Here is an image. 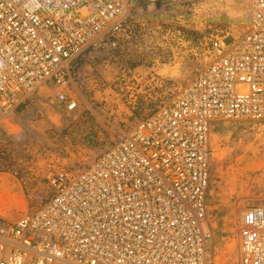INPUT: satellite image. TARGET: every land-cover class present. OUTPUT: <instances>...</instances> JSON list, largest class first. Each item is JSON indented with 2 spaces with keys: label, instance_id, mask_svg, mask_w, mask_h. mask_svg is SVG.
Returning a JSON list of instances; mask_svg holds the SVG:
<instances>
[{
  "label": "built area",
  "instance_id": "1",
  "mask_svg": "<svg viewBox=\"0 0 264 264\" xmlns=\"http://www.w3.org/2000/svg\"><path fill=\"white\" fill-rule=\"evenodd\" d=\"M145 12L136 0H0V170L41 100L69 115L86 100L78 85L105 71L147 87L154 104L88 160L49 172L44 200L0 217V264H213L210 130L264 123V0H251L241 33L216 28L199 42L187 78L159 72L176 56L159 42L184 40ZM237 241L235 264H264V207L243 211Z\"/></svg>",
  "mask_w": 264,
  "mask_h": 264
},
{
  "label": "rangeland",
  "instance_id": "2",
  "mask_svg": "<svg viewBox=\"0 0 264 264\" xmlns=\"http://www.w3.org/2000/svg\"><path fill=\"white\" fill-rule=\"evenodd\" d=\"M163 4L161 10L154 8L152 13L144 14L171 32L179 31L184 42L177 48L170 36L159 42L162 54L172 57L173 50L176 52L174 61L162 66L159 72L173 78H187L194 66L184 67L182 62L192 63V53L199 51L196 46L201 49L199 42L207 40L213 29L234 34L244 31L251 0H163ZM134 57L143 69L145 56ZM113 73H101L98 85H78L86 100L69 115L63 113L53 98L47 103L40 101L41 116L32 122L34 130L21 131L22 140L11 143L6 165L0 170L1 218L14 221L44 200L49 193V172L88 160L113 142L133 117L147 113L154 106L145 98L147 87L135 86L128 76L121 77L116 84ZM151 90L154 95L156 87ZM26 115H20L23 122ZM210 145L206 202L213 231L211 258L213 264H235L242 211L252 205L264 207V123L249 119L214 121Z\"/></svg>",
  "mask_w": 264,
  "mask_h": 264
},
{
  "label": "crops",
  "instance_id": "3",
  "mask_svg": "<svg viewBox=\"0 0 264 264\" xmlns=\"http://www.w3.org/2000/svg\"><path fill=\"white\" fill-rule=\"evenodd\" d=\"M138 3L139 4H142L143 7L146 8V10H147L148 13H152L154 8H157V10L159 11L164 6L163 0H152V2H147V1L139 0Z\"/></svg>",
  "mask_w": 264,
  "mask_h": 264
},
{
  "label": "bare ground",
  "instance_id": "4",
  "mask_svg": "<svg viewBox=\"0 0 264 264\" xmlns=\"http://www.w3.org/2000/svg\"><path fill=\"white\" fill-rule=\"evenodd\" d=\"M3 203V202H2ZM242 213H243V211H242Z\"/></svg>",
  "mask_w": 264,
  "mask_h": 264
}]
</instances>
